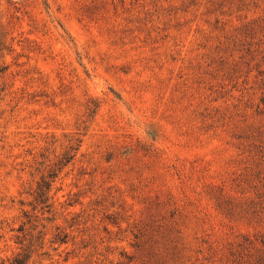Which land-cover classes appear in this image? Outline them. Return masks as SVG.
I'll return each mask as SVG.
<instances>
[{
    "label": "rangeland",
    "instance_id": "rangeland-1",
    "mask_svg": "<svg viewBox=\"0 0 264 264\" xmlns=\"http://www.w3.org/2000/svg\"><path fill=\"white\" fill-rule=\"evenodd\" d=\"M264 264V0H0V264Z\"/></svg>",
    "mask_w": 264,
    "mask_h": 264
},
{
    "label": "trees",
    "instance_id": "trees-1",
    "mask_svg": "<svg viewBox=\"0 0 264 264\" xmlns=\"http://www.w3.org/2000/svg\"><path fill=\"white\" fill-rule=\"evenodd\" d=\"M26 260H27V258H24V259H20V258H15L14 260H13V262L11 263V264H26L25 262H26Z\"/></svg>",
    "mask_w": 264,
    "mask_h": 264
}]
</instances>
